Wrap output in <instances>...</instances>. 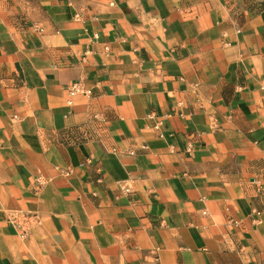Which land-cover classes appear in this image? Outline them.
<instances>
[{
  "label": "crops",
  "instance_id": "crops-1",
  "mask_svg": "<svg viewBox=\"0 0 264 264\" xmlns=\"http://www.w3.org/2000/svg\"><path fill=\"white\" fill-rule=\"evenodd\" d=\"M0 264H264V0H0Z\"/></svg>",
  "mask_w": 264,
  "mask_h": 264
},
{
  "label": "built area",
  "instance_id": "built-area-1",
  "mask_svg": "<svg viewBox=\"0 0 264 264\" xmlns=\"http://www.w3.org/2000/svg\"><path fill=\"white\" fill-rule=\"evenodd\" d=\"M78 92H82L81 83H80V81H75L69 86L68 94L70 96H73V95H75ZM125 190L129 192L128 188H126Z\"/></svg>",
  "mask_w": 264,
  "mask_h": 264
}]
</instances>
